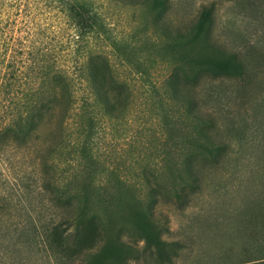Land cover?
<instances>
[{
	"label": "rangeland",
	"instance_id": "obj_1",
	"mask_svg": "<svg viewBox=\"0 0 264 264\" xmlns=\"http://www.w3.org/2000/svg\"><path fill=\"white\" fill-rule=\"evenodd\" d=\"M91 1L103 18L108 34L103 35L102 40L90 41V49L107 58L111 73L119 83L127 86L130 98L126 110L117 118H110L100 110L89 114L74 110L65 122V134L72 139L79 134V140L86 139L89 143L87 156L93 165L89 177H93L95 184L90 190L93 194L91 206L108 230L126 232L130 225L122 220L125 219L122 211L130 207L141 213L146 200L136 189L119 187L111 178L119 177L134 184L140 178L141 168L147 176L154 173L161 176L165 186L170 187L173 171L180 170L176 168L175 153H171L173 145L177 144L183 152L194 150L184 142V135L192 133L191 124L181 114V109L165 97L163 90L171 67L182 63L186 50L173 41L168 42L155 30L146 7L123 6L113 0ZM263 3L264 0H169V10L163 16L168 27L179 29L193 21L203 6L212 5L213 39L226 51L234 53L244 70L239 78L203 76L191 87L197 108L213 115L220 138L229 144L230 155L223 168L209 169L212 188L205 187L203 198L194 202L192 208L179 211L171 203L162 207L170 219L171 232L167 237L193 245L203 243V248L207 247L206 253L196 248L195 254L176 264H198L201 261L197 256L211 259L218 253L214 249L215 227L211 225L210 214L217 209L229 211L236 202L230 205L227 200L215 207L214 182L228 187L230 176L259 179L246 160H259L263 153L260 148L252 149L246 143L264 117ZM57 20L53 13H40L34 19H27L24 13L19 16L12 13L7 17L8 23L0 34L4 42L0 55V84L11 88L0 92V129L23 111L30 101L31 87L40 77L61 72L70 79L78 78L70 56L71 30L63 20ZM30 22L39 24L41 30H31ZM31 38L37 43L36 46L32 43L31 47H37L38 51L46 49L44 63H20L27 56L22 48L28 46ZM191 59V63L197 62L195 53ZM84 92L83 85L76 86L77 100ZM47 122L39 126L36 140L16 142L9 139L0 143V264H51L43 254L25 249L17 251L13 246L33 217L32 211L39 206L38 191L43 173L40 161L45 153L42 138L48 134L52 121ZM57 158L60 169L66 166L69 169L72 165L66 155ZM206 166L199 167L200 171L208 169V164ZM64 174L67 176L66 172ZM127 233L130 232L124 233V238Z\"/></svg>",
	"mask_w": 264,
	"mask_h": 264
},
{
	"label": "trees",
	"instance_id": "obj_2",
	"mask_svg": "<svg viewBox=\"0 0 264 264\" xmlns=\"http://www.w3.org/2000/svg\"><path fill=\"white\" fill-rule=\"evenodd\" d=\"M113 1L123 6L146 7L155 30L168 42L173 41L186 50L182 63L171 67L163 90L165 97L181 109V114L191 124L192 133L184 135V142L194 150L183 152L177 144L173 145L171 153H175L176 168L180 170L173 171L170 187L165 186L161 176L155 173L147 176L141 168L140 178L134 184L119 177L111 178L119 187L139 191L145 197L146 206L141 213L130 207L122 211V216L125 214L122 220L131 229L126 231L130 232L125 234L126 238L122 230H108L90 203L93 195L90 190L95 184L93 177H89L93 166L87 156L89 143L86 139L79 140V134L74 139L65 134V122L76 110L80 114L100 110L110 118H117L129 103L127 86L113 76L107 58L89 46L90 41L102 40L103 35L108 34L104 20L91 0H0V34L12 13L16 16L24 13L27 19H34L40 13H53L57 21L63 20L71 30L70 56L78 73L77 79H70L61 72L40 77L31 87L30 101L23 111L0 129V143L9 139L27 142L38 138L43 122L52 121L48 134L42 138L45 153L40 161L43 173L38 191L39 206L32 211L33 217L22 228L13 246L17 251L25 249L43 254L51 264H176L195 254L196 248L206 253L207 247L203 248V243L193 245L167 237L171 232L170 219L162 207L171 203L179 211L192 208L194 202L203 198L205 187L213 183L209 181V169L223 168L230 155L229 144L220 138L213 115L197 108L191 87L203 76L239 78L244 74L243 65L234 53L214 41L212 5L203 6L184 27L171 29L162 20L169 10V0ZM57 25L61 26L60 22ZM29 27L41 30L39 24L30 22ZM3 43L0 38V55ZM32 43L31 38L28 46H23L27 56L20 63L45 62L46 49L38 51L37 47H31ZM36 44L34 41L33 45ZM193 53L197 62L191 63ZM80 84L85 92L77 100L75 89ZM10 88V85L0 84V92ZM246 144L252 149L260 148L263 153L259 160H246L259 179L230 176L228 187L214 182V206L219 207L227 200L230 205L232 201L236 204L229 211L217 209L210 214L211 225L215 227L214 249L218 253L211 259L197 256L201 261L198 264H264V117ZM60 155H66L67 161L71 159L69 169L57 166ZM206 164L208 169L200 171L199 167H207Z\"/></svg>",
	"mask_w": 264,
	"mask_h": 264
}]
</instances>
